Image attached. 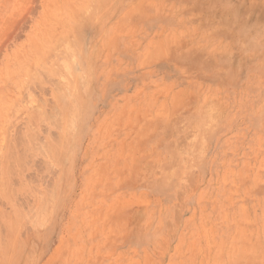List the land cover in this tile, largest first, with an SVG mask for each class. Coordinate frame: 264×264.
Wrapping results in <instances>:
<instances>
[{"label":"rangeland","instance_id":"1","mask_svg":"<svg viewBox=\"0 0 264 264\" xmlns=\"http://www.w3.org/2000/svg\"><path fill=\"white\" fill-rule=\"evenodd\" d=\"M0 264H264V0H0Z\"/></svg>","mask_w":264,"mask_h":264},{"label":"bare ground","instance_id":"2","mask_svg":"<svg viewBox=\"0 0 264 264\" xmlns=\"http://www.w3.org/2000/svg\"><path fill=\"white\" fill-rule=\"evenodd\" d=\"M221 11H222V10H221ZM234 11H236V9H234ZM236 12H238V10H237ZM220 13H224V14H226L225 11L220 12ZM233 13H234V12H233ZM233 13H232V14H233ZM235 14H236V13H235ZM208 16H209V15H208ZM225 16L227 17V15H224V17H225ZM224 17H223V18H224ZM226 17H225V18H226ZM230 17H231V16H230ZM233 17H235V16L233 15ZM223 18H222V19H223ZM235 18L238 19L237 17H235ZM236 19H235L234 21H236ZM225 20L227 21V19H225ZM226 21H225V22H226ZM228 21H230V19H229ZM226 24H227V23H226ZM79 26H81V25H79ZM223 26H224V25H223ZM229 26H230V25H229ZM225 27H226V25H225L223 28H225ZM76 28L78 29V26H76ZM227 28H228V27H227ZM79 35H80V34H79ZM69 37H70V36H69ZM72 37H73V36H72ZM69 40H70V39H69ZM65 43H66V42H65ZM242 46H244V45H242Z\"/></svg>","mask_w":264,"mask_h":264}]
</instances>
